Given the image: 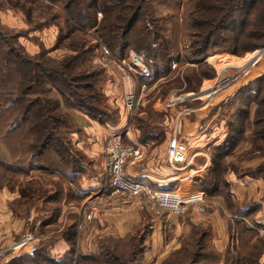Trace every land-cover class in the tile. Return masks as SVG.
I'll list each match as a JSON object with an SVG mask.
<instances>
[{"label": "trees", "instance_id": "16d2710c", "mask_svg": "<svg viewBox=\"0 0 264 264\" xmlns=\"http://www.w3.org/2000/svg\"><path fill=\"white\" fill-rule=\"evenodd\" d=\"M50 1L59 3L65 10V22L68 26L76 24L78 29H75L78 31L98 27L102 41L120 53V57H125L130 50L143 54L155 79L168 78L170 67L184 59L180 54L175 55L178 42L164 36L160 24L162 9L170 5L172 0ZM197 1V15L191 13L187 17V23L185 22L189 33L193 31L188 38L194 39L192 46L187 48V57L184 55L186 62L204 63L213 47L223 46L225 52L239 54L264 46V0ZM22 8L30 17V12L23 5ZM99 14H103L101 21L98 20ZM73 27L71 26L72 29ZM8 38L0 30V141L9 149L14 163L10 166L0 162V168L8 173L5 175L11 181L14 178L10 175H15L20 168H30L54 170L74 182L82 168L81 156L69 139L61 137L60 125L67 121L64 116L67 109L78 110L101 125L108 124L102 109L91 102L96 98L94 94H90L94 90V83L87 86L80 83L83 78L92 79L93 76L86 72L81 75L73 74V59H66L61 68H56L52 61L40 64L28 56L22 47V52L19 51ZM231 40L234 43L228 44ZM217 58L218 56H213L209 59L214 62ZM48 94L50 97H43ZM236 100L240 104L229 121L230 133L227 140L214 149L213 167L207 174L209 176H205L199 183L208 197L218 196L222 190L226 173L223 161L230 152L228 146L234 147L245 140L253 105H256L252 118V125L255 127L253 142H264V74L250 80L230 98L231 102ZM153 138L149 130H146L139 141L146 144L148 140L154 141ZM255 148L261 151L263 146L256 145ZM4 180H0V187ZM37 186L36 182L28 183V191L24 190L32 204L37 203L36 194L43 193ZM225 200L228 206L235 205L232 193ZM54 214L56 215L55 210L51 212V217ZM77 218L71 217V224L60 235L71 245L62 260L50 257L47 252L49 240L42 241L30 254L14 257L8 264H74ZM205 236H209V231L194 230L181 249L167 256L165 261L179 258L185 251H190L187 256L194 257L195 260L188 264H196V259L203 256ZM145 238L146 236H141L139 243L135 242L131 252L132 262L141 260L145 251ZM131 240L132 235L125 239L105 238L101 240L96 255L78 254L81 261L77 264H97L103 260L108 264H127L128 261L114 254L112 245L129 243Z\"/></svg>", "mask_w": 264, "mask_h": 264}, {"label": "rangeland", "instance_id": "374dc122", "mask_svg": "<svg viewBox=\"0 0 264 264\" xmlns=\"http://www.w3.org/2000/svg\"><path fill=\"white\" fill-rule=\"evenodd\" d=\"M197 2V0H172L170 5L162 9L160 24L163 34L168 39L178 42L179 47L175 55L180 54L184 59L182 62L170 67L171 72L166 79L159 78L158 80L157 77L156 79L153 78L152 70L147 66L149 75L139 79V83L142 85L146 84L147 89L143 94L140 111L131 125H133V129L136 127L142 131L140 137H142L146 130H149L150 135H153L155 138L153 139L156 145H161L166 137V132L170 133L172 138L176 136L186 141V137L182 135L181 131L183 125H185L184 123L190 127V122L198 119V113H193L192 110L197 108L203 109L202 113H199L202 117V119H199L201 123L200 131H205L202 132V138L205 140L202 146L211 158L210 168L212 169V153L217 146L223 145L226 142L230 133L229 121L232 120L236 108H239L238 104H240V101L231 102L230 98L250 80L260 77H257V75L264 74V46H260L259 49L254 51L239 54L225 52L224 48H222L223 46L213 47L204 63L191 64L186 62L187 48L190 45L192 46V41L194 40L188 38V35L190 34L191 36L193 31L189 33V30L186 28L187 17H190L191 13L197 12ZM22 5L30 12V17L23 10ZM65 17L66 12L62 9V6L59 3H52L50 0H0V30L7 38L9 37V42L16 45L19 51H21L20 48L22 47L28 56L34 58V61L40 64L52 61L56 68H61V64L66 59H73V74L76 75L78 73L81 75L86 72L93 76H91L92 79L83 78L80 83L84 86L94 83V90L90 94H94L97 99L95 98L91 102L102 109L104 115H106L104 118H106L108 124L101 125L78 110L67 109L64 112L67 121L60 125L61 137L65 136L66 139L71 141L66 129L71 124L73 125L70 118L71 114L77 113L88 118L93 125L96 124L110 130L114 129L116 132L124 131L128 122L126 112L123 111L125 92L122 86V78L116 66L111 63L110 58H114L115 56L106 57L104 50L105 48L109 49L110 53L118 57H120V53L115 52L102 41L98 33V27L91 28V30L78 31L75 29V27L78 29L76 24L70 23L71 26H74V29L66 24ZM102 18L103 14H99L98 20L101 21ZM233 43L231 40L228 44ZM260 51L262 53H259ZM213 56H225V58L218 57L214 62L209 61V58ZM218 60L217 65L214 64ZM254 63L255 65H253ZM244 67H246L247 72H239ZM262 71L263 74H260ZM219 75L222 76L219 77ZM228 78H237V81L229 82L226 88H223L224 90L215 95H210L217 80L226 81ZM211 79H215L216 81L209 90L203 91V84ZM230 84H237L232 92L227 91ZM38 90L40 91L41 89ZM80 92L83 91L80 90ZM224 93L227 94L223 96L222 94ZM230 93L235 94L232 97H228ZM43 97L48 98L50 95L48 94ZM177 98H184L185 102L178 103L175 107L170 106L172 100H176ZM222 98L224 100L227 99V101L222 102L220 100ZM255 110L256 105H253L250 125L247 126L248 131L244 137L245 140L234 147L232 145L228 146V151L230 152L228 153V157L223 161L226 169L223 183L226 187L223 184L221 185L222 190L217 194L218 196H207V203L204 205L206 212L205 214H201V217H208L215 210L220 212L221 217L224 218L222 221L228 222L231 225V247L224 252H220L214 243V235H217V232L208 223L202 224V230L209 231V236L204 237L203 256L196 259V264H264V142L261 141L256 144L253 142L252 137L255 127L252 125V118ZM185 112L189 114L186 115ZM143 113L144 115H141ZM181 116L182 118L180 119ZM213 125L217 126L213 129ZM212 129L213 131H211ZM2 144L4 145L3 142ZM256 145L263 146V149L258 151L255 148ZM5 147L7 146L5 145ZM30 170H34L38 174L43 173L46 175L45 173H47L46 169ZM210 170H207L206 173L209 174ZM5 174L8 173L0 168V180H4L2 176ZM207 174L206 176H209ZM6 176L8 175L4 177ZM246 178L258 183H253L249 186L247 184L244 185L245 187H242L243 190L235 195V205L233 207L228 206L225 199H227L229 193L234 194L233 192L236 190L234 188V180L243 181ZM35 182L36 180H33L31 183ZM39 188L42 190V187ZM199 190L202 191L200 187ZM218 199H221L222 202ZM154 212L163 213L161 211ZM86 220L90 221L85 217V212L84 214H78L76 223L77 237L74 243L76 250V256L73 257L74 264L81 261L77 256L78 254L96 255L101 246V240H99L98 247L94 252L88 249L83 251L81 240H83V233L87 229L85 227ZM69 224L71 223L66 222L61 228L53 225L55 228L51 232L61 231L63 233ZM149 230L150 225H147V228H138L132 234V243L129 241V243L126 242L118 245L116 243L112 245L114 254L128 261L127 264H165V262L167 264H188L195 260L194 257L187 256L190 254V251H185L178 256L179 258H173L169 261H165L167 257H164L162 260H153L147 256L149 248L144 244L145 251L141 256V260L132 262L131 252L134 245H136L135 242L139 243V238L147 236ZM51 232L49 230L42 232V235H45L43 236V241L47 242L50 240L47 252L52 259L60 261L64 257L57 259V255L53 256L49 252L50 247L53 245L52 242H54L52 238L57 236L52 235V238H50L49 233ZM34 234L37 235V232ZM134 238L136 239L134 240ZM41 242L42 238L39 242L34 241V248L39 246ZM7 249H2L0 252V261L4 257H10L14 254L15 251H8ZM51 250L54 251V249ZM23 251L21 250L19 253ZM26 251L29 253L26 252L20 256L30 254L34 250L30 247ZM12 259L14 258L10 260ZM103 261L97 264H108L105 263L106 261ZM114 264L117 263L115 262Z\"/></svg>", "mask_w": 264, "mask_h": 264}, {"label": "crops", "instance_id": "0c3cea01", "mask_svg": "<svg viewBox=\"0 0 264 264\" xmlns=\"http://www.w3.org/2000/svg\"><path fill=\"white\" fill-rule=\"evenodd\" d=\"M218 57L225 58V56ZM218 62L219 60L214 64L217 65ZM260 74H263V71ZM215 81V79L206 81L202 86L203 91L209 90ZM234 94L230 93L228 97H232ZM227 99L222 98L220 100L225 102ZM202 110L199 108L192 110L193 113H198V119L190 122V127L184 123L185 125L181 130L192 154H196L197 157L190 169L180 168L177 172L172 169L170 164L166 165L169 163L167 150L172 139L171 134L166 132V137L161 145H156L153 140L144 143L147 147L145 159L138 163L128 164L126 168L128 179L146 183L157 191H176L184 196L200 191L199 183L205 178L206 171L211 169V158L202 146L205 143L202 138V132L205 131H200L199 119L202 117L199 113H202ZM123 111L125 112V108ZM187 112H185L186 115L189 114ZM71 115L73 125L68 126L66 131H68L73 148L80 154L82 163L76 181L71 182L54 170H46V175L43 173L42 175L29 168H20L14 177L11 175L14 178L12 181L6 176L0 187V252L2 249L8 248L7 250H9L13 244L26 235L31 234L33 242H39L41 238L43 241V236H45L42 235L43 231L49 230L51 232L55 228L53 225L61 228L66 222H71V217L77 218L78 214L83 212L82 209L88 192L96 191L102 185L105 141L111 133L116 131L96 124L93 125L88 118L79 113ZM216 126L213 125L212 128L214 129ZM140 134L141 131L135 127L131 132L132 140L142 143L139 141ZM123 142L127 146L132 144L130 138H124ZM0 159V162L10 166L14 163L9 149L2 142L0 143ZM33 180H36L38 186L42 187L43 192L35 189L37 193L39 192L36 194V204H32L30 197L24 192L25 189L28 191L27 184ZM234 181L236 190L232 194L233 202L236 201L235 195L243 190L244 185L249 186L258 183L248 178L243 181ZM31 195L33 196V194ZM218 200L221 201V199ZM114 205L96 211L91 221L86 220L85 227L87 229L83 233V240H81L83 251L88 249L94 252L98 247L99 240L113 237L125 239L130 237L138 228H147V225H150V230L144 240L145 245L149 248L147 256L153 260H162L164 257L179 251L192 232L202 229V224L206 223L217 232V235H214V243L220 252L231 247V225L222 221L224 218L221 217L219 211L215 210L210 216L201 217L197 208H193L189 214L175 217L168 211H163L160 214V212L144 208L136 199H129L124 203H115ZM53 210L56 211V215L51 217ZM87 213L88 211L85 212V217ZM36 232L37 235L34 234ZM49 234L50 238L52 235H57L52 238L54 242L50 247V250L54 249V251L49 250V252L53 256L57 255V259L63 258L70 250V245L64 237L60 236L61 231ZM34 246L32 250L35 249ZM26 250L27 248L22 253L16 251L10 257H4L0 264H6L14 256L26 253Z\"/></svg>", "mask_w": 264, "mask_h": 264}, {"label": "built area", "instance_id": "2783aa9c", "mask_svg": "<svg viewBox=\"0 0 264 264\" xmlns=\"http://www.w3.org/2000/svg\"><path fill=\"white\" fill-rule=\"evenodd\" d=\"M104 54L106 57L115 56L110 59L122 78V86L125 92L123 104L128 123L124 131L113 132L107 137L103 152L105 159L104 180L100 188L88 192L82 214L88 211L86 218L91 221L96 211L113 207L115 203L121 204L129 199L138 200L144 208L151 211H168L175 217L183 216L193 208H197L200 214H205L206 207L204 205L207 203V195L203 191H196V193L184 196L176 191H157L146 183L128 179L126 175L128 164L144 160L147 151L145 144L132 140L133 125L131 123L140 110L143 94L147 89V85L140 84L139 79L149 75V71L144 55L138 54L134 50L129 51L125 57H118L105 48ZM221 76L219 75V77ZM231 81L236 82L237 78H228L226 81L217 80L210 95L221 92ZM234 85L230 84L228 89ZM181 102H185V99L177 98L172 100L170 106L175 107ZM124 138H130L132 144L125 145ZM167 157L170 166L177 172L180 168L190 169L197 158L196 154H192L187 142L176 136L171 139ZM32 242V236L27 235L13 244L9 250L16 252L30 247L32 249Z\"/></svg>", "mask_w": 264, "mask_h": 264}, {"label": "bare ground", "instance_id": "6f19581e", "mask_svg": "<svg viewBox=\"0 0 264 264\" xmlns=\"http://www.w3.org/2000/svg\"><path fill=\"white\" fill-rule=\"evenodd\" d=\"M259 53H262V52L260 51ZM259 53H257V54H259ZM239 72H241V73L245 72V73H246V72H247V71H246V67H244L242 70H239ZM236 85H237V84H236ZM236 85L230 87L227 91L232 92V91H233V88H234ZM227 91H226V92H227ZM227 93H228V92H227ZM227 93H224V94H222V95H225V94H227Z\"/></svg>", "mask_w": 264, "mask_h": 264}, {"label": "water", "instance_id": "95a60500", "mask_svg": "<svg viewBox=\"0 0 264 264\" xmlns=\"http://www.w3.org/2000/svg\"><path fill=\"white\" fill-rule=\"evenodd\" d=\"M262 51H263V49H262ZM34 250V249H33Z\"/></svg>", "mask_w": 264, "mask_h": 264}]
</instances>
